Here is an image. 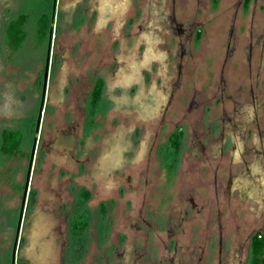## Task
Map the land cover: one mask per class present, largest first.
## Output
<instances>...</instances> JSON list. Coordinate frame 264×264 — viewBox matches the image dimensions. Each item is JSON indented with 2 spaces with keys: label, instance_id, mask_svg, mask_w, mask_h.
<instances>
[{
  "label": "flooded vegetation",
  "instance_id": "1",
  "mask_svg": "<svg viewBox=\"0 0 264 264\" xmlns=\"http://www.w3.org/2000/svg\"><path fill=\"white\" fill-rule=\"evenodd\" d=\"M120 1L112 0L114 14L125 8ZM102 3L105 5L106 0L84 1L80 28H85L87 23V10L98 11ZM206 3V0H197L186 20L185 14L180 17L183 20L176 16L182 0H149L147 3L150 9L158 10V30L164 36L169 35L166 37L168 48L158 51L160 68L165 65V71L161 72V76L165 75L162 83L165 86L152 84L135 89L136 101L141 95L154 100L145 121L142 115L147 113L139 114L138 109L132 111L125 122L121 114L120 118H113L115 130L107 129L102 137H109L105 150L110 153L115 147V158L101 153L91 157V153H87L80 159L77 151L84 150V140L78 141L81 120L74 117L60 124L55 133L52 129L53 134L41 136L46 139H35L26 197L22 204L25 175L14 232L12 264H264V249L255 253L256 247H264V0H234L226 17L222 13L225 25L220 29L222 33L216 32L221 38L222 59L213 75L204 79L203 83L208 85L197 86L196 62H199V47L207 32ZM182 8L180 10L186 13V7ZM135 32L128 36H136ZM51 34L50 30L49 36ZM148 34L151 36L143 32L139 38L148 40ZM99 40L97 36L96 41ZM108 40L105 55L120 56L119 48L113 55L110 37ZM159 40L163 43L164 37ZM151 42L149 39L147 43ZM149 51L155 54V50ZM138 54L126 59L114 79L117 83L137 79ZM107 56L99 61L100 66L109 58ZM76 58L70 56L68 61L75 62ZM130 64L133 65L127 67ZM135 66L137 72L132 71ZM102 73L101 67L94 75L93 85L65 88L68 93L83 88L85 98L89 94L93 110L105 92ZM151 73L154 72L148 70L144 74ZM47 79L48 92L51 83L48 71ZM98 80L103 81L101 95L98 102L92 104ZM48 98L46 93L44 101ZM73 100L65 98L61 103L81 114V108L72 107L74 96ZM45 105L46 102L36 135L42 129ZM42 153L44 157L37 168L35 162ZM119 153H124V157H119ZM110 168L115 171L114 178L104 182L103 169L108 174ZM156 173L161 174V183L152 182ZM76 189L81 190L79 200L70 194ZM156 193L161 195L156 204L158 212L154 210ZM95 199L98 201L96 209L92 207L82 214L77 213L80 206H87ZM116 205L121 208L114 215L110 209ZM72 209L74 214L70 216ZM95 211L104 221L103 241L98 244L104 248V253L92 258L90 234L85 240L83 232L91 231L90 220ZM115 228H123L126 237ZM113 231L117 235L112 236ZM162 232L166 237L161 242L162 251L156 256L148 255L149 252L144 255L143 248L151 243L150 237ZM139 234L147 237L143 248L138 246ZM113 237L116 242L106 245ZM82 242L85 244L84 261L75 258L73 262L70 251L81 248ZM17 248L19 251L15 252ZM154 248L150 245V249ZM110 250H113L112 256H108ZM22 256L32 259H22Z\"/></svg>",
  "mask_w": 264,
  "mask_h": 264
},
{
  "label": "rangeland",
  "instance_id": "2",
  "mask_svg": "<svg viewBox=\"0 0 264 264\" xmlns=\"http://www.w3.org/2000/svg\"><path fill=\"white\" fill-rule=\"evenodd\" d=\"M53 1L54 0H0V131L2 129L17 130L22 132L23 136L22 145L20 146L17 156L11 159H4L0 156V264H12L10 256L14 249V232L18 220L24 179L35 139H46L47 137L41 136L44 134L48 135L49 133L53 134L51 132L52 129L55 133L58 125L62 124L64 121L68 122L69 117H71V119L74 117V119L81 120L79 122L80 137H86L87 143H90L89 140H93L91 141L93 149V147L97 145V141L94 139L107 133V129H112L114 117L117 118L119 116L120 118L121 114L125 122L129 120L128 116H130L131 112L137 111L138 109L140 112L139 114H143L144 112L147 113L146 115H142L145 116L142 117V119L144 121L146 120L154 100L151 101L148 99V96L141 95L139 97L140 99L136 101L135 96L137 94L135 91L137 88L152 84L165 86V84H162L165 81V75L161 76V72L165 71V65H163V68H160V63L162 62L160 61L161 55L158 51L163 52L168 48V46H166L168 45V39L166 37H169V35L164 36L163 33L158 30L159 18L156 16L158 10H156V7L150 9V4H147L149 0L120 1L122 4L123 2L125 4L124 10L118 14H114V12L110 14L108 12L105 15L107 18L106 21L103 22L104 25L102 23L98 28L95 27V22L98 21L97 17L99 15V13L97 14V9L91 13L90 10H87L85 15L87 23L85 28H80L82 20L84 19V14H82L81 9L85 0H56L54 9L52 7ZM79 1H83L82 5ZM206 1L207 3L204 5L207 7V32L204 34L203 41L199 47L201 49L199 62H196L197 71L195 73V80L197 86L202 84L208 85L206 82L203 83L204 79L208 75H213L215 68H217L222 59L223 53L222 49H220L221 38L216 35V32L222 33L220 29L225 25V15L234 2V0H218L217 3L211 0ZM109 4H112V0H109ZM195 5H197V0H182V7H186L187 9L185 10L186 13L190 12L191 8ZM182 7L176 10V16L183 20V18L180 17L185 14L184 19L186 20L190 13L186 15V13L180 10ZM222 13H224L225 17H223ZM216 14L218 15L217 18H215ZM20 16L24 18H22L23 21L21 20L22 23L18 33L22 32L24 39L23 43L18 48H12L10 47L11 41L6 38L4 31L9 22L15 19L18 20ZM90 20L93 21V24L89 23ZM107 23L110 26L109 33L111 41H113L114 35H118L115 48H111L112 53L116 55V48H119V51L121 50V52H119L120 56L110 57L105 55L104 51L107 46H105L106 44L103 37H100V40L96 41V38L92 36L95 31L94 29L104 31V27ZM117 24L118 30H116ZM211 24H215V26ZM128 26V32L136 31V36L130 38L128 36L129 34H123L125 32V27ZM130 26L135 28L130 30ZM47 27H51V36H49V34L47 35V32L45 34V29ZM143 32L151 34V36L148 34V40L152 39L151 44L147 43V39L139 38L140 34ZM132 35L134 34L132 33ZM122 37H124V39H122L123 41H121ZM160 37H164L163 43L159 40ZM49 49L48 76L50 74L51 83H49V91H46V93L49 95L50 99L48 98L44 101L46 105L44 107V120L41 122L42 129L39 131V134L36 135L35 120L42 98L44 70ZM150 49L153 51L155 50L154 55L149 53ZM140 50L141 52L138 54ZM136 53L140 55L135 60L139 68L137 79L129 82H125L126 79H124V81L117 83L114 79L117 77L119 69H123L126 59H130V56L135 57ZM70 56L77 57V60L75 62L74 60L68 61V57ZM104 56H107V58L109 57L111 60L109 58V60L106 59L102 64L100 63V66L99 61ZM131 65L133 64H130V66L127 65V67H131ZM101 67L103 69L101 76H103L102 78L105 83V92L95 109L91 110L89 94L88 96L86 95L85 98L83 95V93H85L83 88L76 93H68L65 87L67 85H93L96 80L94 75L96 71L101 70ZM136 68L135 66L132 71L137 72ZM148 70L154 73L146 76L144 73ZM119 74L121 75L124 73L119 72ZM154 74H157L158 77L153 76ZM51 84H53L52 90L50 88ZM73 96L75 102L72 107L74 108L77 106L81 108V114L77 112L74 113L72 109H67L66 106L61 103L65 98L74 101ZM85 128L86 132H84ZM125 137L129 136L126 135ZM104 148L105 147H103V149ZM86 152L87 150L82 149L79 153L77 151V154L80 159H84L83 156ZM39 156L40 158L38 157V161L36 160L35 162V167L37 168H40V161L44 157V153ZM119 157H124V153L120 154ZM113 163L115 166V161H113ZM109 166L110 165H108V167ZM113 168L107 170L108 174L103 169L102 180H104V182L114 178L115 171ZM96 173L98 172L96 171ZM39 176V178H42L40 174ZM155 177L151 178L153 180L152 182H162V179H160V177H162L161 174L156 173ZM46 178L48 179L49 176L47 175ZM91 181H94V179H91ZM80 191V189L72 190L70 194L73 198L79 200ZM156 194L154 198V210L158 212L156 210V204L159 202L161 195H159V193ZM95 203H98L97 199H95L93 203L87 204V206H80L77 213L82 214L83 210L88 211L89 209L91 210L92 207L95 208L97 205H95ZM116 206V208L110 209V213L115 215L120 211L119 209L121 206ZM73 214L74 209H72L70 216H73ZM90 222L92 223L91 231L89 233L84 231L83 233L86 235L85 240L88 238L87 235L90 234V256L94 258L104 253V248H100L98 245L99 241H103L101 238H103L102 226L104 221L98 218L97 212L95 211L93 216L91 215ZM115 229H117L118 232L123 231V235L127 233L123 228H120V230H118L119 228ZM11 230L14 231L11 232ZM115 233L116 232L113 231L112 236L117 235ZM78 237L80 238V236ZM146 238L147 237H143L142 234L138 235L139 248L144 247ZM165 239L166 237L163 232L157 235L154 234V237L151 236V243H148L149 246H147V248H143L145 250L144 255L148 254L147 252H149L148 255H150V253H153L155 256L158 255L159 251H162L161 242ZM79 241L80 240H78V242ZM115 242L116 240L113 237L110 238V241L106 242V245ZM104 243H102V246L105 245ZM125 243L123 242V245ZM84 245L85 244L82 242L81 248L77 249V247H75L70 251V257L73 262L75 258H77V261H79L80 258L84 261ZM127 245H129V243L125 246ZM150 245H154V250L150 249ZM18 248L15 249V252L19 251ZM112 253L113 250H110L108 256H112ZM78 254L80 257H75V255L77 256ZM26 258L32 259L22 256V259ZM18 264L20 263L18 262ZM22 264L25 263L23 262ZM68 264H70V262H68Z\"/></svg>",
  "mask_w": 264,
  "mask_h": 264
},
{
  "label": "trees",
  "instance_id": "3",
  "mask_svg": "<svg viewBox=\"0 0 264 264\" xmlns=\"http://www.w3.org/2000/svg\"><path fill=\"white\" fill-rule=\"evenodd\" d=\"M22 18L24 17L20 16L18 20L15 19L14 21L9 22L8 26L6 27V38L11 41L10 47L12 48H18L23 43L24 35L22 32L18 33L23 21ZM50 30L51 27H47L45 29V34L47 32L48 35ZM102 85L103 82L101 80H98L95 83L92 93V104L98 102L101 95ZM22 137V133L19 131L2 130L0 133V156H2L4 159H10L17 155L19 153ZM84 197H86V195ZM262 249H264V247H256L255 253H260V250Z\"/></svg>",
  "mask_w": 264,
  "mask_h": 264
},
{
  "label": "crops",
  "instance_id": "4",
  "mask_svg": "<svg viewBox=\"0 0 264 264\" xmlns=\"http://www.w3.org/2000/svg\"><path fill=\"white\" fill-rule=\"evenodd\" d=\"M109 1L108 0H106V3H105V5L102 3L101 5H100V7L98 8V10L99 11H97L98 13H99V15H98V21H100V24H98V22L96 21L95 22V27L96 28H98V26H101L102 25V23L103 22H105L106 21V18H107V16H105L108 12L110 13V14H112V12L114 11V7H115V5L113 4V5H110V7H109ZM109 7V8H108ZM95 10H92L91 12H94ZM111 16H114V15H111ZM102 19V20H101ZM91 24H93V22L91 23ZM103 25H104V23H103ZM128 28H129V26L128 27H125V32H128ZM134 27L133 26H130V30L131 29H133ZM95 31H94V33L92 34V36H94L95 38L97 37V36H99V38L101 37H103V39H104V41H106V40H108V37H110V33H109V31H110V26L108 25V23H107V25L104 27V31H99L98 29H94ZM116 30H118V24L116 25ZM115 30V31H116ZM122 30V29H121ZM123 33V34H126V33ZM4 33H5V31H4ZM88 33H90V32H88ZM128 34L129 35H131L132 34V31L131 32H128ZM118 35H114V37H113V41H112V44H113V48H115V42H116V40L118 39V37H117ZM90 37H91V35H90ZM110 39H111V37H110ZM106 43V42H105ZM120 52H121V50H120ZM117 53V52H116ZM103 77V76H102ZM103 82V81H102ZM66 122V121H65ZM59 126V125H58ZM112 129L113 130H115V126H114V124H112ZM2 130H10V131H17V130H11V129H2ZM1 130V131H2ZM111 130V129H110ZM1 131H0V133H1ZM22 133V132H21ZM49 138V137H48ZM78 138V141H83L84 140V150H87V152H86V154L87 153H91V157H95V156H97L99 153H101V154H104V155H112L114 158L117 156V151H115V148H112L111 149V151H110V153H109V151L108 150H105V148H106V145H108L109 144V142H108V138L109 137H98V138H96V139H94V140H96L97 141V145L95 146V147H93V149H92V145H91V141H93V140H89L90 141V143L88 142L87 143V138L86 137H77ZM93 138V137H92ZM106 139V140H105ZM22 141H23V137H22ZM22 141H21V144H20V146L22 145ZM110 141V140H109ZM86 143H87V145H86ZM103 147H105L104 149H103ZM100 150V151H99ZM102 151V152H101ZM96 153V154H95ZM18 155V154H17ZM17 155H15V156H17ZM11 159V158H10ZM99 165V164H98ZM100 166H102V165H100ZM91 179H94V178H90V180ZM92 182V181H91ZM94 182V181H93Z\"/></svg>",
  "mask_w": 264,
  "mask_h": 264
},
{
  "label": "water",
  "instance_id": "5",
  "mask_svg": "<svg viewBox=\"0 0 264 264\" xmlns=\"http://www.w3.org/2000/svg\"><path fill=\"white\" fill-rule=\"evenodd\" d=\"M55 4H56V0H54L53 7L55 6ZM49 57H50V49L48 50V53H47L46 68H45V74H44L43 86H42L41 105H40V109H39V115H38V118H37V121H36V132H38V126H39L40 119H41L42 108H43V103H44V97H45V92H46V79H47ZM33 157H34V147L32 149V152H31V155H30V159H29V165H28V170H27V174H26V184H25V188H24L22 204H24V200H25V197H26V191H27L28 181H29V178H30V172H31V166H32ZM20 219H21V215L19 216V222H20Z\"/></svg>",
  "mask_w": 264,
  "mask_h": 264
}]
</instances>
